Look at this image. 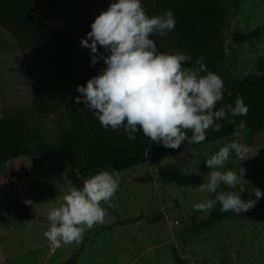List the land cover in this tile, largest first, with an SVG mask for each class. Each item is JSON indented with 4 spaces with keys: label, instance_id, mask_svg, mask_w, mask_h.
Masks as SVG:
<instances>
[{
    "label": "rangeland",
    "instance_id": "obj_1",
    "mask_svg": "<svg viewBox=\"0 0 264 264\" xmlns=\"http://www.w3.org/2000/svg\"><path fill=\"white\" fill-rule=\"evenodd\" d=\"M226 6L229 39L223 74L240 79L254 72L258 58L264 56V0H227ZM258 28L256 39L239 45L231 41L236 33ZM31 102L30 74L23 52L12 34L0 25V111L28 107ZM67 125L64 110L43 116V141H52ZM231 142L248 145L250 157L239 162L233 153L226 168L234 172L245 169L249 190L259 188L263 193L264 131L233 134L167 156L158 164L145 162L118 172L119 187L109 202L104 223L87 230L80 244L63 245L54 251L48 248L44 232L50 226L49 211L61 206L63 196L71 189L66 177L69 164L57 152L34 159L19 157L4 164L0 195L17 194L27 205L30 219L21 221L9 203L0 199V264H61L69 262L74 254H78L74 264H176L173 249L183 264H264V222L224 219L200 229L198 234L186 231L192 218L198 222L210 214L193 207L205 198L198 190L209 172L204 161ZM241 198L255 197L248 192ZM258 202L241 214L254 212ZM139 216L161 220L154 224L144 219L123 223Z\"/></svg>",
    "mask_w": 264,
    "mask_h": 264
},
{
    "label": "trees",
    "instance_id": "obj_2",
    "mask_svg": "<svg viewBox=\"0 0 264 264\" xmlns=\"http://www.w3.org/2000/svg\"><path fill=\"white\" fill-rule=\"evenodd\" d=\"M111 2L113 0H0V25L12 34L23 52L32 92L30 106L0 111V170L19 157L34 159L57 152L69 164L66 177L71 188L82 187L83 182L97 172H120L145 162L158 164L167 156L222 140L236 134L241 120L246 121L249 134L264 131V56L258 58L254 72L240 79L223 74L228 61L225 48L229 39L227 0H155V5L153 0H142V4L149 16L165 10H171L175 16L174 30L164 36L151 37L158 52L190 55L192 60L185 64L186 67H198L195 61L203 56L206 68L224 82L226 91L222 104L234 106L236 98L240 97L249 107L247 116H226L216 121L221 125L219 131L209 129L205 141L191 145L185 142L180 149L153 143L142 130L137 131L134 140L128 139L123 128L105 130L92 110L74 103V98L79 95L76 86L84 85L104 67L102 61L90 65V50L80 46V38L90 31L91 22ZM259 35L258 28L236 33L231 41L239 45ZM222 104L218 103L217 108ZM60 110L67 113L68 125L62 127L52 141L44 142L40 119ZM229 120L235 122L229 123ZM35 142L37 145L31 148ZM0 199L9 203L21 221L30 219L27 205L17 194L3 193ZM101 203L108 212V204ZM142 219L150 224L161 220L160 217L139 216L123 223ZM224 219L264 222V198L249 214L222 212L216 207L203 220L197 222L192 218L186 231L198 234L200 229L210 228ZM108 227L111 225L101 229ZM77 256L74 254L69 262L61 264H74ZM173 257L176 264H183L175 249Z\"/></svg>",
    "mask_w": 264,
    "mask_h": 264
},
{
    "label": "clouds",
    "instance_id": "obj_3",
    "mask_svg": "<svg viewBox=\"0 0 264 264\" xmlns=\"http://www.w3.org/2000/svg\"><path fill=\"white\" fill-rule=\"evenodd\" d=\"M175 26L171 10L149 16L142 0H113L80 38V46L90 50V65L102 61L104 67L84 85L76 86L79 95L74 103L92 110L105 130L123 128L129 140L142 130L153 143L170 149L205 141L207 130L219 131L221 125L216 121L226 116H247L249 107L240 97L234 106L222 104L224 82L206 68L203 56L195 61L198 67H186L190 55L158 52L151 37L164 36ZM218 103L222 104L219 108ZM246 131V121L241 120L236 134ZM250 151L244 143L231 142L204 161L209 172L198 190L205 198L193 206L195 211L207 214L219 205L222 212L239 215L264 198L259 188L249 190L245 169L226 168L233 153L240 162L250 157ZM119 182L118 172L103 170L86 179L82 187H72L63 196L64 203L49 211L50 226L44 236L50 246L78 245L87 230L102 225L106 209L101 202L111 207ZM248 192L255 198L242 199L241 194Z\"/></svg>",
    "mask_w": 264,
    "mask_h": 264
},
{
    "label": "built area",
    "instance_id": "obj_4",
    "mask_svg": "<svg viewBox=\"0 0 264 264\" xmlns=\"http://www.w3.org/2000/svg\"><path fill=\"white\" fill-rule=\"evenodd\" d=\"M47 246H48V248L50 249V251H54V250H55L54 248H52V247L50 246V242L47 243ZM34 249H35V247H34Z\"/></svg>",
    "mask_w": 264,
    "mask_h": 264
},
{
    "label": "crops",
    "instance_id": "obj_5",
    "mask_svg": "<svg viewBox=\"0 0 264 264\" xmlns=\"http://www.w3.org/2000/svg\"><path fill=\"white\" fill-rule=\"evenodd\" d=\"M114 225V224H113Z\"/></svg>",
    "mask_w": 264,
    "mask_h": 264
}]
</instances>
